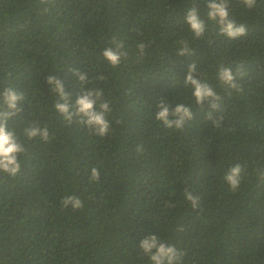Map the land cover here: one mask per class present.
I'll return each mask as SVG.
<instances>
[{
  "label": "trees",
  "instance_id": "1",
  "mask_svg": "<svg viewBox=\"0 0 264 264\" xmlns=\"http://www.w3.org/2000/svg\"><path fill=\"white\" fill-rule=\"evenodd\" d=\"M207 3L0 0V91L25 94L9 127L26 148L16 177L0 173V264H151L138 245L152 234L185 252L182 264H264V0L252 9L229 0L231 17L247 29L235 40L207 20ZM192 6L206 22L198 39L183 20ZM113 37L127 53L115 68L102 58ZM181 40L192 55H177ZM192 62L221 96L218 110L197 105L185 87ZM222 66L246 73L239 91L221 86ZM69 69L87 73L85 90L103 89L108 135L55 112L49 75L71 102L82 91ZM161 100L191 107L182 131L154 119ZM209 112L223 116L219 128ZM32 123L49 129V142L23 135ZM234 163L244 171L232 192L223 177ZM186 188L199 196L197 209ZM73 194L81 209L61 205Z\"/></svg>",
  "mask_w": 264,
  "mask_h": 264
},
{
  "label": "clouds",
  "instance_id": "2",
  "mask_svg": "<svg viewBox=\"0 0 264 264\" xmlns=\"http://www.w3.org/2000/svg\"><path fill=\"white\" fill-rule=\"evenodd\" d=\"M48 0H41V3H47ZM257 0H240L246 8L255 7ZM206 17L219 28V34L227 39L235 40L247 35V29L244 24H238L229 13V0H208ZM184 22L189 26V30L194 38H201L206 31V22L202 18L201 12L197 6L186 9L183 17ZM177 55L188 57L192 55V50L186 41L178 42ZM110 46L102 51V58L108 64L115 68L120 65L123 57L127 55L123 49V43L115 37L109 42ZM146 45L143 42L137 44V51L143 56ZM76 80L79 82L81 94L74 102H71L69 94L66 92L64 83L56 75H49L46 82L50 85V91L56 97L54 110L69 125L73 122L79 123L89 128L93 134L104 137L109 134L111 124L108 115L112 112L108 101L103 99V89L91 88L85 90V85L89 83L87 73L78 69H69ZM197 65L192 62L184 78L185 87H190L195 102L200 107L207 105L212 110L220 108L221 96L205 80L200 79L197 74ZM246 73L237 68L233 71L229 67L222 66L217 72V79L222 87L239 91L240 85L238 78L243 79ZM98 79L103 80L100 76ZM25 100V94L12 87H6L0 91V173L9 177H16L21 171V162L18 157L25 153L26 148L18 137L15 129L9 127V121L16 117L22 111V101ZM19 105V106H18ZM154 119L162 125L163 128L172 131H182L185 124L193 119V112L190 106L177 103L175 106L161 100L157 104V110L154 113ZM207 119L211 120L213 125L219 128L223 122V116L214 118L212 112L207 114ZM23 135L29 140L39 138L47 143L50 140L49 129L41 127L36 123L30 124L23 129ZM143 147L139 146L137 152H142ZM243 166L240 163L232 164L223 177L224 182L229 186V190L235 192L242 182ZM260 176L264 178V170H260ZM90 179L99 180V171L96 168L91 170ZM184 198L191 203L193 209L200 206V198L194 195L189 189H185ZM64 208L71 207L78 210L83 207V202L76 195H65L60 201ZM139 248L143 255L147 256L151 264H182V258L185 252L179 250L174 245H170L159 236L152 234L145 236L139 242Z\"/></svg>",
  "mask_w": 264,
  "mask_h": 264
}]
</instances>
